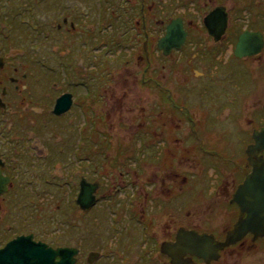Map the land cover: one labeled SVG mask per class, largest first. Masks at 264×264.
Segmentation results:
<instances>
[{
	"label": "flooded vegetation",
	"instance_id": "flooded-vegetation-1",
	"mask_svg": "<svg viewBox=\"0 0 264 264\" xmlns=\"http://www.w3.org/2000/svg\"><path fill=\"white\" fill-rule=\"evenodd\" d=\"M137 1L140 4L138 17L134 18L136 27L125 4H113V11L125 9L123 25L117 30L114 21L102 26L103 0H25L14 6L11 0H0V175L7 178L0 193V249L17 237L28 236L30 241L49 248L73 251V258H67L73 264H237L246 256L245 248L258 246L263 253L264 236L251 232L230 245L215 248L240 217L233 194L252 169L247 149H257L264 135L257 134L264 128V104L260 105L263 95L256 96L262 87L259 64H255L250 80L246 65L252 64L255 56L234 54L239 34L257 29L245 28L231 36L233 20L226 0H190L194 7L204 1L198 9L189 11L202 26L204 17L216 7H223L227 15L225 32L218 41L204 31L211 45L199 54L194 44L189 48L190 31L184 15L177 13V0L172 4L174 16L167 8L171 5L168 0L156 4L130 0V5L135 6ZM26 13L32 16L33 39L26 37V30L17 23L11 22L14 30H10L9 22L23 21ZM178 17L182 18L185 41L164 53L157 42L165 34L167 24ZM154 31L158 32L157 37L150 36L155 35ZM143 36V54H139L134 45ZM145 38L155 40V51L160 57L174 56L175 93L166 89L172 84L168 78H157L161 69L153 61L156 57L149 45L145 48ZM45 49L51 55L47 60ZM41 52L44 53L39 55ZM140 62L144 67L138 80ZM56 69L62 73L60 82L48 73L51 70L55 74ZM122 72L128 75L121 79ZM145 88L148 97L152 94L151 103L157 109L139 110L143 105L135 99L146 94ZM64 94H70L71 102L58 115L54 112L55 103ZM171 103L176 111L169 112L167 118L174 120V126L101 125V120L108 118L165 119L163 109L170 108ZM229 105V115L234 117L228 122L236 121L238 125L201 126L197 121L201 113L221 121L219 114ZM87 116L94 119L93 126L82 122ZM65 119L70 125L74 119L77 127L62 130L60 122ZM87 133L93 135L92 143H87ZM75 134L84 138L77 142ZM230 134L234 136L229 141ZM166 135H174L177 144L169 146L174 147L170 149L172 161L159 172L163 162L153 159V147L162 140L166 146ZM139 136L144 140L140 147L149 151L150 159L133 157ZM74 147L76 151H72ZM260 154L264 156V150ZM51 160L68 165L61 168L59 175L67 178L59 186L62 197L67 199L62 206L44 205L45 197L39 198L41 202L35 200L43 193L39 190L50 184L43 180L42 166ZM76 162L80 164L78 171L67 174ZM169 182L173 185L165 192ZM188 183L191 194L186 197V205L177 206V195L185 191ZM23 184H31V194L14 201ZM81 192L84 199L80 202ZM86 193L92 197L88 207ZM209 201L214 206L206 208ZM220 201L225 206L216 208ZM103 208L108 211L103 213ZM96 209L109 214L108 222L113 224L112 242L116 246L110 251V258L106 251L109 239L101 230L106 229V222L98 213L86 217ZM115 215L119 217L113 222ZM117 225L119 230L124 229L122 235H117ZM97 226L101 229L97 230ZM181 229L204 234L197 242L204 248L205 256L201 255L202 250L192 251L188 244L176 246ZM37 233L49 237L42 238ZM59 259L55 257L56 261ZM23 264L38 263L30 260Z\"/></svg>",
	"mask_w": 264,
	"mask_h": 264
},
{
	"label": "rangeland",
	"instance_id": "rangeland-1",
	"mask_svg": "<svg viewBox=\"0 0 264 264\" xmlns=\"http://www.w3.org/2000/svg\"><path fill=\"white\" fill-rule=\"evenodd\" d=\"M160 2H164V0H147V3L149 4L154 3L156 4V2L159 3ZM175 0H168L169 3H171V5L168 8V10L171 12V16L175 15V7L174 5H172L174 3ZM21 2H25V0H11L12 5L14 6L15 4H20ZM177 13L178 14H183L184 17L186 18L185 23L190 31V40L192 41V44L189 45V48L194 44L195 45V51L198 52L199 54H201L205 48H207L209 45L207 44V41L205 40V33L204 31L205 28L204 26H202V22L199 23L198 19H195L193 17V15L189 14L190 12H193L194 10L199 8V5L202 6V4H204V1H200V3H197V6H195L194 3L190 2V0H177ZM227 4H228V8L230 11V18L231 20H233V25L236 27V33L237 31H242L245 28H251L253 30H260L263 34H264V0H226ZM117 3L119 6H121L122 4H125V9L127 12V15H130V17H132V19L138 17V12H135V7L130 5L129 0H103V5L101 8V16H102V26H104V23H110L112 21L115 22L116 25H118L117 30L121 29V21L126 17L125 16V9H120V10H116L113 11L116 7L113 5ZM137 4H139V2H137ZM24 20H14V21H10V30H14L13 26H11V22L17 23L19 24L23 29L26 30L27 34L26 37H28L29 39H33V32H34V26L31 24V19L32 16L30 13H26L24 16ZM236 18H239V20H236ZM193 19V23H191V20ZM27 22V23H26ZM197 22V23H196ZM140 31V30H139ZM142 32V31H141ZM154 34H150V36H156L158 35V32H155ZM104 35V34H103ZM144 41V36L140 38L139 43L134 45V48H136L138 51L137 53L139 54H143L142 51V42ZM155 40L151 42L150 38L149 40L147 38H145V42H144V46L145 48L150 47L152 54L156 57V59H154L153 61H157L158 65L160 67L161 70H159L158 72V76L157 78H162V81L165 80V78H168V80L172 83L170 85H166V89H168V91H171V93H175L174 90V85H173V76L177 73V67L173 61L174 56H168L165 58L160 57L159 55H157V52L155 51V45H154ZM190 43V42H189ZM232 46V45H231ZM45 52V53H44ZM44 52L39 53L42 54L44 53V57L47 60L49 57H51V55L47 52V49H45ZM148 52V50H147ZM146 53V51H145ZM134 55H136V53H134ZM143 61V59H142ZM173 61V62H172ZM253 63L252 64H248L246 65L247 69L249 70V79H252V74H253V68L255 66V64H259L260 70H261V81H260V85L262 83V87L261 89L256 93L257 98L261 95L262 98H260V105L264 104V47L260 53V55L258 57H254L253 59ZM263 62V65H261ZM141 64L138 66V71L136 73V75H139V79L140 78V69H142V66L144 67V63L140 62ZM56 73L53 74L52 71L50 70L48 73L52 74V78L57 80L58 82H60L61 80V76L62 73H60L59 69L55 70ZM128 74L125 72H122L121 74V79L124 78L125 76H127ZM139 85H140V81H139ZM234 86H237L236 83ZM135 87V84H133V88ZM130 88V85L129 87ZM140 88H142L140 86ZM232 90V89H231ZM146 94L142 97V98H137L135 99L136 102H139L143 105L142 108H140L139 110H143V108H146L145 110H153L151 107H155V109H157L156 105H153V103H151V93H150V97H148V90L145 88ZM238 92V90H237ZM136 93H132L133 96H135ZM246 94L248 95L249 92L247 91ZM128 99H130V97H128ZM207 99V97H206ZM177 101V99H176ZM153 105V106H150ZM170 108H166L163 109L164 110V118H155L153 119V117H145V118H132V119H119V118H108L107 120H101V125L104 126H118L121 123H123L124 126H133L132 124H134L135 127H144V126H174V120H169L167 118L168 113L169 112H173L176 111V108H173V103L169 104ZM172 106V107H171ZM236 108H237V103H236ZM231 109V105L228 106L227 109H225L223 112H221L219 114V119L221 121H218L214 118H212V116H210L207 113H201L198 115L197 117V121L201 123V126H214V127H224V126H236L238 125V123L236 121L229 123L228 121H230L234 116L232 114L229 115V110ZM138 110V109H137ZM88 111V110H87ZM88 116H91V113H87ZM87 116V119H83V123H87L86 126H93L94 125V119ZM74 119H71V123L72 125H70L68 123V120L65 119L64 122H60L61 126H62V130L66 129L67 126L70 128H76L77 127V122H72ZM98 121V120H97ZM165 121V125L164 124ZM120 123V124H119ZM133 126V127H134ZM234 136V134H230L227 135V140H231L232 137ZM78 134L74 135V138L77 139L76 141L78 142L79 138H84V136H79L78 138ZM136 137V136H134ZM142 136H139L138 140H135V143L137 144L135 146L134 149V155L133 156L135 159H140V158H146V159H150L149 156V151L148 150H143L142 146L140 147V144L144 142L143 138H141ZM166 137H168L167 139V144L166 146L165 141L162 140L160 143H157L154 147V155H153V159H155L156 161H160L163 162V164L160 166L159 168V172H161L165 166L172 161L170 157V154L172 153L171 150L174 149V147H169L170 145L173 144H177V138L174 137V135H166ZM86 140H88L87 143H92L93 142V135L92 134H86L85 135ZM170 138V139H169ZM112 141L114 142L115 139ZM231 143V142H230ZM63 144V143H61ZM61 146V145H60ZM150 147V145H149ZM62 148V146H61ZM171 149V150H170ZM63 152V148L61 149ZM77 147H74L72 149V151H76ZM175 152L177 153V149H175ZM105 157V155H104ZM241 157V156H240ZM177 159V154L174 157ZM171 159V160H170ZM175 161V160H174ZM68 165L59 161H49V163L44 164L42 166V176H43V180L45 181H49L50 184L46 183L45 189L41 188L39 191H43L42 195H38L35 197V200H37L38 202H41L42 199H39L41 197H45L44 205H52L53 207L56 206L57 203H60L61 206L62 204L66 203L67 199L65 197H62V195L64 194L60 184H63L64 181L67 179H65L64 177H60L59 175L62 172V167H67ZM78 168H80V164L79 163H75L72 167V171L67 172V174L69 173H74L78 171ZM58 171V172H57ZM157 171L155 170L154 172H152L151 174H155ZM58 174V175H56ZM164 175V174H163ZM73 176V175H72ZM67 177H70V175H67ZM191 178V177H190ZM177 182H181L180 180H177ZM190 183V181H189ZM189 183L184 187L185 191L183 193H181L180 195H177V206H182L183 204L186 205L187 202V198L191 192L188 191V185ZM56 184L57 188L54 186ZM51 185V186H50ZM171 185H173V183H167V187H164V191L168 192L169 189H171ZM50 186V187H49ZM180 186V185H179ZM108 187V185H107ZM106 187V188H107ZM163 187V186H162ZM49 189V190H48ZM31 184H23L21 186V192L18 193L15 197H14V201H18L20 199L25 198L26 196L30 195L31 192ZM58 191V193H57ZM170 191V190H169ZM231 195V194H230ZM31 200V199H30ZM226 203H222L221 201L215 206L217 207H224ZM209 206L213 207L214 205L212 204V201L207 202L206 204V208H208ZM230 208V207H229ZM106 211H108L107 209L103 208V213H105ZM230 211L235 212V210L233 208H230ZM96 213L100 214L103 218V220L106 222V229L103 230L101 229L100 226H97V230L101 229L102 231H105V235L107 237V239H109V242L106 246V251L107 252V257L110 258L111 256H109L111 254L110 251H112V248H115V244L114 241L115 237H114V231H113V224L110 226L108 220L110 215L109 214H101L99 210L96 209V211L92 212V213H87L86 217L90 218L91 216H94ZM16 214V212H15ZM15 216H18L15 215ZM113 217V216H112ZM119 215H115L113 218V222H116L118 219ZM117 224V223H116ZM57 229V227L55 228ZM56 234H58L57 230H55ZM49 232V231H48ZM116 233L117 235H122L124 233V229L123 230H119L118 229V225L116 227ZM50 234V233H49ZM37 235L39 236V233H37ZM51 235V234H50ZM39 237H49L48 234L40 233ZM237 248H239L240 246H236ZM136 248H139V246H137ZM135 248V249H136ZM248 248H245V254L246 256L244 258H240L239 261H237V264H264V251L259 252L258 246H254L251 247L247 250ZM243 253H241L240 257L242 256ZM262 256V258H253L252 256Z\"/></svg>",
	"mask_w": 264,
	"mask_h": 264
},
{
	"label": "water",
	"instance_id": "water-1",
	"mask_svg": "<svg viewBox=\"0 0 264 264\" xmlns=\"http://www.w3.org/2000/svg\"><path fill=\"white\" fill-rule=\"evenodd\" d=\"M203 23L208 32L215 39H218L225 31L227 24V15L224 8H214L204 17ZM185 37L186 32L183 29L182 18L172 19L166 26L165 34L159 38L157 47L162 49L164 53H168L171 48L180 47L184 43ZM263 47L264 37L260 30H245L238 36L234 54L237 57L256 55L261 52ZM70 102V94L60 96L55 103L54 112L58 115L62 114L69 107ZM257 134H264V128L262 133ZM257 134H255V139ZM263 150L264 135L262 143L259 144L257 149L255 146H250L247 149L252 169L237 187L232 198L239 207L240 217L232 229L228 231L226 239L219 246H216V249L234 243L247 232L253 233L254 236H264V156L258 155ZM6 182L7 178L0 175V193L4 191ZM85 197L87 199L86 207H88L92 202V197H89L88 193H86ZM83 199L84 194L81 192L79 201L81 202ZM203 236L204 234H198L196 231L181 229L177 234L176 246L188 244L192 251L202 250L203 252L200 253L205 256L204 248L200 247L197 242ZM28 238V236L17 237L0 249V264H23V262L30 260L38 264H73L71 259H67L73 258V251L66 253L64 248L52 249L44 243L33 242ZM183 254L184 252L179 257ZM171 255L174 257L173 253ZM57 256L60 258L58 261L55 260ZM173 263H175V258H173Z\"/></svg>",
	"mask_w": 264,
	"mask_h": 264
},
{
	"label": "bare ground",
	"instance_id": "bare-ground-1",
	"mask_svg": "<svg viewBox=\"0 0 264 264\" xmlns=\"http://www.w3.org/2000/svg\"><path fill=\"white\" fill-rule=\"evenodd\" d=\"M166 1H167V0H166ZM238 19H239V18H238ZM169 23H170V22H169ZM169 23H168V24H169ZM168 24H167V25H168ZM203 26H204L205 30L208 32V30L206 29L204 23H203ZM225 29H226V27H225ZM224 32H225V31H224ZM224 32H223V33H224ZM235 32H236V27L232 24L231 27H230V29H229V33L231 34V36H233ZM208 33H209V32H208ZM208 33H205L204 35H205V40L207 41V44L209 45L210 42H209V38H208ZM223 33H222V34H223ZM209 34H210V33H209ZM222 34H221V35H222ZM210 35H211V34H210ZM221 35H220V36H221ZM212 36H213V35H212ZM185 38H186V37H185ZM219 38H220V37H219ZM219 38H218V39H219ZM213 39H214V41H218V39H215L214 36H213ZM210 45H211V44H210ZM210 45H209V46H210ZM259 55H260V53L254 55V56H255V57H258ZM261 65H263V62H262ZM151 66L154 68L156 65H155L154 62H152ZM263 85H264V83H263ZM171 107H172V106H171ZM165 187H167V186H165Z\"/></svg>",
	"mask_w": 264,
	"mask_h": 264
},
{
	"label": "trees",
	"instance_id": "trees-1",
	"mask_svg": "<svg viewBox=\"0 0 264 264\" xmlns=\"http://www.w3.org/2000/svg\"><path fill=\"white\" fill-rule=\"evenodd\" d=\"M131 1H132V0H131ZM129 2H130V0H129ZM137 2H139V4H140V1H137ZM139 4H136V5L134 6V7H135V12H138V10H139V9H138V5H139ZM161 14H162V13H161ZM131 18H132V17L129 16V19H130L131 23L133 24L134 27H136V26H135V21H134V19H131ZM121 25H123V23H121ZM141 30H142V28H141Z\"/></svg>",
	"mask_w": 264,
	"mask_h": 264
}]
</instances>
